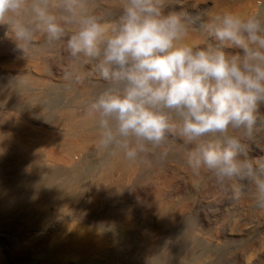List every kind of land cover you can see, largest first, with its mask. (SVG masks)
Here are the masks:
<instances>
[{"label": "rangeland", "instance_id": "374dc122", "mask_svg": "<svg viewBox=\"0 0 264 264\" xmlns=\"http://www.w3.org/2000/svg\"><path fill=\"white\" fill-rule=\"evenodd\" d=\"M174 2L165 14L264 11V0ZM88 6L114 17L120 0ZM7 31L0 25V264H264V210L246 189L237 198L238 182L194 174L192 146L176 137L137 163L100 150L86 106L103 82L91 66L42 34L24 55ZM188 42L208 40L192 31ZM258 111L252 158L264 156V104Z\"/></svg>", "mask_w": 264, "mask_h": 264}, {"label": "clouds", "instance_id": "9594fccd", "mask_svg": "<svg viewBox=\"0 0 264 264\" xmlns=\"http://www.w3.org/2000/svg\"><path fill=\"white\" fill-rule=\"evenodd\" d=\"M174 3L120 0L113 17L91 11L89 0H0V25L24 55L42 34L46 46L62 44L91 66L103 82L86 106L100 150L137 163L179 138L192 146L186 163L194 174L238 182L236 197L246 189L264 210V156L250 157L246 143L264 104V11L165 14ZM192 31L208 42L189 43ZM233 48L242 54L226 51Z\"/></svg>", "mask_w": 264, "mask_h": 264}]
</instances>
